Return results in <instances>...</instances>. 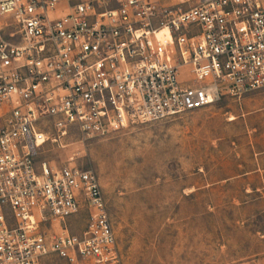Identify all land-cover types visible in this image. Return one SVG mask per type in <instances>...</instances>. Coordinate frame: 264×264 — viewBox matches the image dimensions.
I'll return each mask as SVG.
<instances>
[{
  "label": "built area",
  "instance_id": "2783aa9c",
  "mask_svg": "<svg viewBox=\"0 0 264 264\" xmlns=\"http://www.w3.org/2000/svg\"><path fill=\"white\" fill-rule=\"evenodd\" d=\"M262 88L264 0H0V264L121 261L98 174L48 146Z\"/></svg>",
  "mask_w": 264,
  "mask_h": 264
},
{
  "label": "rangeland",
  "instance_id": "374dc122",
  "mask_svg": "<svg viewBox=\"0 0 264 264\" xmlns=\"http://www.w3.org/2000/svg\"><path fill=\"white\" fill-rule=\"evenodd\" d=\"M64 143L43 157L98 174L119 264H264V88L107 136L74 129ZM87 217L69 220L73 233Z\"/></svg>",
  "mask_w": 264,
  "mask_h": 264
}]
</instances>
